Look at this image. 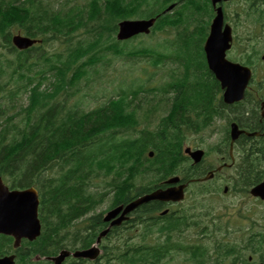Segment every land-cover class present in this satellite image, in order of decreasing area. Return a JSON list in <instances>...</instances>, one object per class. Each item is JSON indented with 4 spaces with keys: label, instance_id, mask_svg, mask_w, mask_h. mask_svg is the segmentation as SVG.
<instances>
[{
    "label": "trees",
    "instance_id": "16d2710c",
    "mask_svg": "<svg viewBox=\"0 0 264 264\" xmlns=\"http://www.w3.org/2000/svg\"><path fill=\"white\" fill-rule=\"evenodd\" d=\"M173 2L175 7L163 13ZM155 15L151 35L162 37L154 39L161 47L153 62L160 76L141 66L144 79L134 77L98 105H70L80 86L101 81L112 57L134 65L141 59L130 55L142 53L141 58L147 52L146 37L117 41V22ZM212 15L209 0H0V176L10 189L34 186L39 193L41 233L24 242L34 252L88 247L103 226L101 213L81 219L108 191L111 205L126 203L163 186L170 175L199 174L190 169L181 146L189 133L214 128L217 117L225 118L219 83L202 49ZM14 32L41 42L18 49L11 42ZM140 107H146L147 119L162 110L154 128H137ZM245 148L252 162H263L264 142ZM262 173L254 171L252 184ZM157 209L154 203L143 205L132 220L150 230L147 221ZM187 225L189 218L180 217L168 228L177 232L135 244L129 227H116L102 242L103 264H162L181 251L194 264H235L244 255L236 250L242 242L246 255L264 247V232L251 229L237 243L210 232L211 245L201 239L185 245L179 231ZM11 241L0 236V253L11 249Z\"/></svg>",
    "mask_w": 264,
    "mask_h": 264
},
{
    "label": "flooded vegetation",
    "instance_id": "af4514ba",
    "mask_svg": "<svg viewBox=\"0 0 264 264\" xmlns=\"http://www.w3.org/2000/svg\"><path fill=\"white\" fill-rule=\"evenodd\" d=\"M229 0L223 2L222 7L224 11V23L228 24L231 28L232 33V46L227 51V58L234 62H239L240 64L248 67L251 70V76L249 82L243 92V98L239 102H233L226 105L225 108V120H227L228 125L231 122H235L239 129H242L249 133H258L247 135L241 133L234 141L232 148V155L229 154V141L230 134L229 130L223 138L228 140V150L227 154L224 153L220 158L223 160L221 164H224L223 168L226 170V175L222 176V172L215 171L213 168L206 169L204 166H192L190 169L199 171L201 175L190 176L186 181L189 182L185 194L189 192L191 183L195 178L197 184L192 188L191 193L195 201H197L198 206L203 205L206 201L209 202V207L204 214H208L212 209V203L221 200L223 198H228L230 195H240L242 196V202L240 205H245V198L247 196V187L250 189L254 184H252V176L255 168L252 165H247L251 160V150L246 149V145L251 146L252 142L261 143L264 142V0ZM237 6L238 8L229 10L230 7ZM231 52L234 56H231ZM238 57V58H236ZM221 140V139H220ZM260 151L256 150V155ZM262 154V153H261ZM261 157V155H260ZM260 161H263L261 157ZM258 162V161H257ZM256 162V167H257ZM222 168V169H223ZM186 170V169H183ZM213 171V175L209 180H200L207 171ZM201 171V172H200ZM221 171V170H220ZM204 172V173H202ZM228 173H231L230 177ZM255 180L259 178L254 177ZM258 181H256L257 183ZM255 183V184H256ZM206 200V201H205ZM253 202H257V199H253ZM156 207L158 208L151 216V223L158 222L161 210L168 209L175 211V215L172 217H166L162 219L163 222L161 226V232L168 231V228L173 227L180 217H188L191 214L189 221L191 225L185 227L181 226V231L179 233L184 235V231L187 229L197 228L199 221L195 220L197 214L191 213L190 206H183V203H162L156 202ZM195 206V205H194ZM232 208L229 199L226 203L222 202V207L219 210L213 211L215 218L213 220H224L229 221V226H231L230 220L232 219ZM239 219L241 220L240 227L246 226L247 215L244 211L238 209ZM210 215V213H209ZM229 218V219H228ZM220 227L221 225H216ZM208 230L207 234L214 232L215 226L212 222L207 224ZM223 229L219 230L222 231ZM191 231V230H190ZM198 231H203L199 229ZM174 232H177L174 230ZM202 235V233H199ZM32 248L30 246L20 247L17 250L12 251L16 258L19 260H27L32 257ZM10 254V253H9ZM72 258V257H68ZM81 264H95L83 260ZM100 262V261H99Z\"/></svg>",
    "mask_w": 264,
    "mask_h": 264
},
{
    "label": "water",
    "instance_id": "95a60500",
    "mask_svg": "<svg viewBox=\"0 0 264 264\" xmlns=\"http://www.w3.org/2000/svg\"><path fill=\"white\" fill-rule=\"evenodd\" d=\"M224 0H211V4L215 9V16L213 17L209 33L204 41L203 50L205 53L206 62L209 70L214 74L219 81L222 96L225 103L238 101L242 98L244 88L250 78L251 72L247 67L241 66L237 63H232L225 58V53L230 47L231 30L230 27L223 26V15L221 6L216 7V3ZM169 7L168 9H170ZM155 18L149 19H124L118 22V30L116 37L118 40L130 38L139 33H149L153 26ZM36 39H31L21 34L12 36V43L19 49H26L36 43ZM241 131L237 129L236 124L231 125V145L235 138ZM194 162L201 159L203 151L186 148ZM152 155V152L149 153ZM210 176V173L207 177ZM206 177V178H207ZM178 177H171L166 182L176 183ZM185 185H173L165 189L158 188L148 194L137 197L126 205H118L109 210L103 217L104 221L119 216L113 219L109 226L96 237L95 242L87 249L76 250L72 253L74 257H82L88 259H95L99 253L97 244L101 238L105 236L110 226L119 225L123 220H126L127 214L134 210L141 204L147 203L151 200L160 201H178L183 198V188ZM251 193L260 198H264V180L255 186ZM38 195L34 188H27L23 190H9L0 178V233L11 235L14 237L13 246L16 247L21 238L29 240L35 239L40 233V223L37 218ZM70 252L66 249L59 251L58 255L50 257L49 259L54 264H61L63 259L69 255ZM13 262L12 256L0 258V264H11Z\"/></svg>",
    "mask_w": 264,
    "mask_h": 264
},
{
    "label": "rangeland",
    "instance_id": "374dc122",
    "mask_svg": "<svg viewBox=\"0 0 264 264\" xmlns=\"http://www.w3.org/2000/svg\"><path fill=\"white\" fill-rule=\"evenodd\" d=\"M235 8H238V7L232 6L229 8V10H232ZM144 37H146V42H147L146 44L148 45L147 46L148 50L144 54V56H147L146 58L150 59L149 67L155 68L158 65L153 63L152 59H154V57L157 58V56H159V53L157 52L159 51L161 47L160 45L161 43H157V42L155 43L154 41L155 36H152L153 39L149 36H144ZM139 39L145 42L144 38L143 39L139 38ZM134 42L137 43L138 41L136 40ZM263 44L264 42L262 43V45ZM47 49L49 48L47 47ZM150 49L153 50V52H151ZM139 55H142V53L141 54L135 53L133 55L131 54L130 57L137 58L139 57ZM231 56L235 57L234 53L231 52ZM112 59L113 61L111 62V65L108 64L105 66V68H103L105 70L106 75L101 79V81L92 83L90 88H83L80 86L79 88L80 91H78L76 95L72 96L70 100H68V103L70 105L74 103H78L79 106L81 107L92 108L98 105L100 101H103L107 96L114 94L118 89H120V87H124L123 85L125 83H129L132 79H134V77L135 78L142 77L144 79L147 75V73H143L144 74L143 75L140 72L141 66L142 67L145 66L147 68V65H146L147 63L145 64V62H143L144 59L139 60L138 63L134 62V65H132L131 62L128 65L122 59L117 60L116 57H112ZM148 72H149V69H148ZM156 74L160 75L159 72ZM127 85H130V84H127ZM161 112L162 110H159L157 112L158 114L155 113V115L147 119L146 107L138 108L137 118H138L139 124L137 128H140L142 126L154 128L156 124L158 123V118L161 116L159 115V113L161 114ZM216 125H217V130L215 131L213 135H208L209 130H204V132L202 131L203 133L200 132L198 134L189 133V135L186 136L185 141L182 145L183 147L184 146H192V147L199 146L200 148L204 150H209V153L207 152V156L205 157L204 165H209L211 163L213 164V167L217 166V159L220 155L219 152L217 153L213 151V148L216 147L217 145L216 142L220 140L221 137L225 134L226 128H227V126H225V120L223 119L219 120ZM225 175H226V171H223L222 176H225ZM230 175L231 173H228L229 177ZM110 198H111V195L107 196L106 200L102 204H100L99 207H97L94 212L98 213L104 210L108 206L110 202ZM228 199H229V202L232 208V211H231L232 219L230 220V222L232 223L233 226H229L228 224L229 221H224V220L214 221L213 220V217L215 218V214L213 213V211L219 210L222 207V202L226 203ZM250 200L252 199L250 198L249 195H247L245 198V205H240V203L242 202V196L230 195V197L228 198H223L222 202L220 199L219 201L213 202L212 209L209 212L210 215L209 213L203 215L202 214L203 211H206L210 205L209 202L205 200L206 202L203 205L198 206V203L197 201H195V198H193L192 194L189 193L187 196V199L183 203V206H190L191 213L197 214V217H194V219L199 221L198 230L199 229H203V231L208 230L207 224H209L210 222H212V225L216 223L217 225L218 224L221 225V227H225L224 230L233 229L234 224L236 225L238 224L235 222L236 219H239V216H237V214L239 213L238 209L246 213L248 217V219L246 218L248 228L252 227L253 229H256L257 222L254 225H252V221L254 220V218L259 219L258 225L260 228H262L264 226V203L255 204L251 202ZM248 211H250L249 214H248ZM240 223H241V220H240ZM198 230L197 228L185 230L184 235L179 236L181 238L180 242L185 245H190L194 242H199L201 239V242L204 245H211L212 243V241L210 240L211 237L208 234H207L208 236L206 237L205 236L206 233L202 231H198ZM133 231H134L133 232L134 238L130 240L131 243L134 240L137 241L140 235L139 231L134 230V229ZM199 233H202V235H200ZM217 239H221V238H217ZM113 241H114V238H112L111 242ZM103 263H104V258L101 259L99 264H103ZM162 264H194V263L192 261H189L187 259L186 254L181 251L179 253H173L172 257L170 259L167 258L165 262H163Z\"/></svg>",
    "mask_w": 264,
    "mask_h": 264
}]
</instances>
